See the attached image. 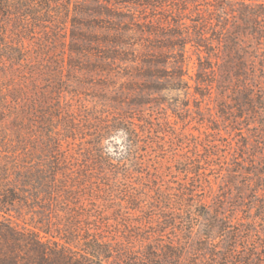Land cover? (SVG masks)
<instances>
[{"label":"rangeland","instance_id":"rangeland-1","mask_svg":"<svg viewBox=\"0 0 264 264\" xmlns=\"http://www.w3.org/2000/svg\"><path fill=\"white\" fill-rule=\"evenodd\" d=\"M52 1L56 4H41L36 9L40 22H45L42 26L24 16L31 13L29 9L15 8L0 20L4 45L0 46V170L13 164L25 173L28 153L37 146L43 151L42 136L36 137L39 130L35 125L40 112H45L46 120L52 121V129L62 139V150L71 155L67 168L80 172L72 185L85 174L88 179L82 178V184L87 187L76 188L78 199L65 202L68 206L61 202L41 210L36 202L22 205L10 213L16 228L33 230L50 223L54 228L69 217L71 222L92 216L97 218L90 221L93 229L97 221L104 226L110 218L111 229L103 227L104 235L115 242L128 239L138 255L151 243L161 257L170 243H186L178 262L129 264H264V222L259 220L258 205L252 200V187L242 186L255 181L246 177L256 168L249 163L255 161L260 167L264 158H242L240 146L249 143L251 147L255 141L248 137L251 132L244 124L233 131L220 118L217 80H212L211 98L199 94L206 95L207 82H201L206 72L219 74L221 70L219 36L223 29L240 23L236 12L242 9V0ZM259 1L246 3L254 7ZM225 16L234 18L221 21ZM261 20L264 26V18ZM19 23L28 30L17 34ZM19 43L24 51L8 48ZM13 52L26 61L16 62ZM177 74L182 75V85L175 79ZM126 117L135 119L142 137L140 152L135 153L142 168L130 167L129 179L105 170L96 175L79 171L86 168L93 138L101 127ZM101 135L105 140L101 144L97 141L99 147L119 159L127 144L126 134L115 131L109 138ZM197 144L202 147L197 149ZM206 145L217 155L211 162L206 158ZM251 150L246 155H254ZM195 156L198 158L191 163L204 161L206 172L193 180L185 174L182 163L184 158ZM234 169L242 173L236 178L241 186L231 188L229 174ZM17 174L11 176L14 182ZM185 189L198 191L196 199L189 198L194 205L200 201L206 204L196 212L201 218L195 222L202 226L194 236L186 226L190 216L170 211L181 204L169 200L180 199L176 195ZM130 192L145 193L142 212L129 209L125 193ZM183 200L182 205L188 208L191 203ZM117 214L129 215L132 224L162 225L132 230L138 234L130 232V236L128 229L116 227L113 218ZM210 216L217 224L210 237L213 245H206L201 239L209 238L205 226L213 224ZM252 219L258 223L250 224ZM170 224H179L178 230ZM227 254H233V260H226Z\"/></svg>","mask_w":264,"mask_h":264},{"label":"trees","instance_id":"trees-1","mask_svg":"<svg viewBox=\"0 0 264 264\" xmlns=\"http://www.w3.org/2000/svg\"><path fill=\"white\" fill-rule=\"evenodd\" d=\"M61 2H64V0ZM259 2V4L252 7L253 5H248L246 0H242V9L236 12L237 14L239 12L240 23L237 21L236 25H231L221 31L219 36L221 44L219 50L221 49L223 54L221 70L219 74L214 71H211L212 74L206 72V79L201 81L207 82V87L204 89L206 95L199 93L203 98H211L214 84L212 80H217L220 98L217 104V113L220 118L233 131L244 124L247 132H251L248 137L253 138L255 141L251 147L249 143L240 146L239 150L243 155L242 158H246V156L256 158L258 157L257 155H261L264 158V26L261 24V19L264 18V0ZM41 4L53 5L56 4V1L0 0V20L4 18L5 13H9L15 8L29 9L33 12L31 11L29 15L26 14L24 16H27L30 20H35L36 24L42 26L45 22L43 20L40 22V13L36 10L42 6ZM233 18V16H225L221 21H229ZM220 23L222 24V22ZM24 29L27 31L28 26L19 23L15 27V32L20 34ZM245 34L253 41H249ZM247 42L250 43L248 44ZM0 46L4 47L2 41H0ZM8 48H19L24 51L23 43L9 46ZM8 48L7 50H10ZM11 56L16 62L24 63L26 61L24 57H19L18 53L13 52ZM175 79L180 85L183 84L182 75L177 74ZM44 115H46L45 112H40L41 117H38L39 121L35 125L39 130V134L37 133L36 137L42 136L43 145L40 149H43V151H38L39 147L37 146L33 148L31 153H28L29 166L25 173H20L23 172L22 169H18V166L13 164L11 167L2 166V170H0V264H129L142 261L155 263L158 260L178 262L182 258V254H184L186 243H170L165 251H161L163 253L162 257L154 252L155 246H152L154 243H151L147 248L143 249V254L138 255V252L131 249L133 243L128 239L124 243L115 242L104 235L106 230L103 227L107 229L110 227L111 229V219H105L104 214L101 216L103 221L107 220L104 226L102 225L103 222L97 221L94 223L93 229L90 221L95 222L97 218L92 219V216L86 219L77 217L71 222L69 217L64 224L54 228L51 223L33 230L25 227L23 229L16 228L10 213L17 212V209L22 205L31 206L36 202L37 207L41 210L45 209V205L52 207L61 202L68 206V203L65 202L72 203L78 199V197H75L76 188L77 190H86L87 187L82 184V178L88 179L85 174L81 175V179L78 178V182L75 185H72L73 181H77V175L80 172L67 168L72 163L71 155L62 150V139L53 130L52 121L46 120ZM134 120V118L126 117L121 120H113L109 125L105 123L104 127H101V131L95 135V139L93 138L94 144L91 147V152H88L86 159L88 160L89 158V160L86 162V168L79 171L82 170L83 173L85 172L88 175H96L99 174L98 171L105 170L112 174H121L129 179L132 173L130 167L141 169L140 156L135 153L136 151L140 152L142 137L136 129ZM239 130L243 131V129ZM115 131L124 132L127 138L125 151L119 154V159H114L108 153L103 152L101 146L99 147V142H97L100 140L101 144V141L105 140L103 135H101L102 133L109 138ZM198 147H202V144H197L196 148L198 149ZM211 147L212 149L217 148L216 145ZM208 148L206 145L205 150L207 154L209 152L206 158L207 161L211 162L217 155L212 154ZM251 149L255 151V154L246 155L247 152L252 151ZM196 158L198 156L191 159L186 157L182 163L185 168V174L188 178H193V180L202 178L204 172H206L202 167L205 164L204 161H202L203 163H196V165L191 163ZM234 164L239 167L237 163ZM249 164L252 167L256 166V168L254 171L247 173L246 177L249 180L250 178H255V181L252 179L242 186L243 188L246 186L252 187L254 193L252 200L255 205H258L259 220L264 222V160L260 167L255 161H251ZM119 171L121 172L119 173ZM15 172L18 173V179L14 182L11 176ZM239 174H242L239 169L237 171L234 169L230 172L231 181L229 185H231V188L232 186H241V183L239 184L237 181ZM20 186L22 187L20 188ZM78 192L81 194L83 190ZM197 194V190L185 189L176 195L181 197L180 199L169 200L171 203L178 202V204H181L177 209H170L171 212L190 216L186 224L190 236L197 234V231L201 228L200 226H202L195 222L196 219L201 218L200 215L196 214L198 208L201 209L202 206H206L203 201L194 205V201L189 200V198L196 199ZM125 196V202L129 205V209L135 212L142 210L141 206L145 193L139 195L137 192H130L125 193ZM183 199H185V202L191 203L188 208L186 205H182ZM67 211L70 213L69 208ZM129 217V215L120 217L117 214V217L113 218L118 229L125 228L129 230L127 235H130V232L134 235L138 234L132 230L139 231L146 227L162 225H155L151 222L149 225L143 223L132 224L128 222L130 220ZM209 218L211 223H213L205 226V232L209 234V238H202L201 241H205L206 245H213L210 237L212 238L211 235L215 233L217 223L213 216ZM249 223L256 225L258 219H252ZM179 224L176 226L170 224L169 226L178 230ZM235 240H237L236 237ZM224 258L233 260V254H227Z\"/></svg>","mask_w":264,"mask_h":264}]
</instances>
